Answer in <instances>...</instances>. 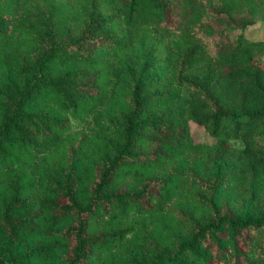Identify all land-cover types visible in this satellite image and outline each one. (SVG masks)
<instances>
[{"label": "trees", "instance_id": "1", "mask_svg": "<svg viewBox=\"0 0 264 264\" xmlns=\"http://www.w3.org/2000/svg\"><path fill=\"white\" fill-rule=\"evenodd\" d=\"M256 8L0 0V264H264Z\"/></svg>", "mask_w": 264, "mask_h": 264}, {"label": "rangeland", "instance_id": "2", "mask_svg": "<svg viewBox=\"0 0 264 264\" xmlns=\"http://www.w3.org/2000/svg\"><path fill=\"white\" fill-rule=\"evenodd\" d=\"M243 36L247 40L264 39V8H256L253 12L252 23L245 30H242ZM241 34V30H237L230 34L231 38ZM191 133L196 141L208 142L206 134L196 125H191ZM239 143V142H233Z\"/></svg>", "mask_w": 264, "mask_h": 264}]
</instances>
